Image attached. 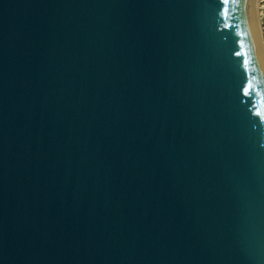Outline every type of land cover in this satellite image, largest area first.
<instances>
[{
    "label": "water",
    "instance_id": "obj_1",
    "mask_svg": "<svg viewBox=\"0 0 264 264\" xmlns=\"http://www.w3.org/2000/svg\"><path fill=\"white\" fill-rule=\"evenodd\" d=\"M262 146L256 0H0V264H264Z\"/></svg>",
    "mask_w": 264,
    "mask_h": 264
},
{
    "label": "snow or ice",
    "instance_id": "obj_2",
    "mask_svg": "<svg viewBox=\"0 0 264 264\" xmlns=\"http://www.w3.org/2000/svg\"><path fill=\"white\" fill-rule=\"evenodd\" d=\"M231 2H233V0H223V3L225 6L229 5ZM225 14H227V8H225ZM225 27H231V25L226 24ZM236 29H237L236 31L237 36L241 37V39L238 41L240 45V51L236 52V55L237 56L243 55L245 57L244 66L247 69V66L250 63V57H251V43L249 42L246 45L244 38L249 36V32L246 30H242L239 25L236 26ZM248 90H249L248 87H245L244 89L245 94L248 93Z\"/></svg>",
    "mask_w": 264,
    "mask_h": 264
},
{
    "label": "rangeland",
    "instance_id": "obj_3",
    "mask_svg": "<svg viewBox=\"0 0 264 264\" xmlns=\"http://www.w3.org/2000/svg\"><path fill=\"white\" fill-rule=\"evenodd\" d=\"M258 1V0H257ZM259 8H260V30L262 33V39H263V43H264V0H259Z\"/></svg>",
    "mask_w": 264,
    "mask_h": 264
},
{
    "label": "bare ground",
    "instance_id": "obj_4",
    "mask_svg": "<svg viewBox=\"0 0 264 264\" xmlns=\"http://www.w3.org/2000/svg\"><path fill=\"white\" fill-rule=\"evenodd\" d=\"M258 1L256 0V11H257V16H258V20H259L261 15H260V8H259L260 6H259V2ZM263 49H264V43H263Z\"/></svg>",
    "mask_w": 264,
    "mask_h": 264
}]
</instances>
